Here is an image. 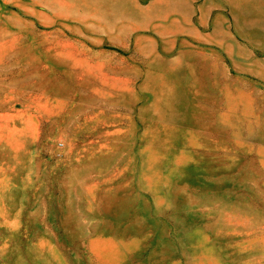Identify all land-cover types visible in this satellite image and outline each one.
Segmentation results:
<instances>
[{"label":"rangeland","instance_id":"1","mask_svg":"<svg viewBox=\"0 0 264 264\" xmlns=\"http://www.w3.org/2000/svg\"><path fill=\"white\" fill-rule=\"evenodd\" d=\"M0 264H264V0H0Z\"/></svg>","mask_w":264,"mask_h":264}]
</instances>
